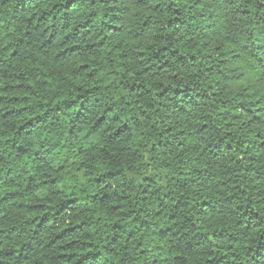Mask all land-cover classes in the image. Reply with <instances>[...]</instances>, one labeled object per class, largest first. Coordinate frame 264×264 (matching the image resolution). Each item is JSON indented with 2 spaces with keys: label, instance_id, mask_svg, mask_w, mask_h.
<instances>
[{
  "label": "trees",
  "instance_id": "1",
  "mask_svg": "<svg viewBox=\"0 0 264 264\" xmlns=\"http://www.w3.org/2000/svg\"><path fill=\"white\" fill-rule=\"evenodd\" d=\"M0 264H264V0H0Z\"/></svg>",
  "mask_w": 264,
  "mask_h": 264
}]
</instances>
